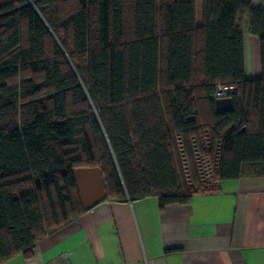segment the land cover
Here are the masks:
<instances>
[{
	"label": "trees",
	"instance_id": "trees-1",
	"mask_svg": "<svg viewBox=\"0 0 264 264\" xmlns=\"http://www.w3.org/2000/svg\"><path fill=\"white\" fill-rule=\"evenodd\" d=\"M252 2L0 0V264L85 212L76 169L99 168L106 199L163 210L208 191L181 170L191 143L217 181L264 166V7ZM245 31L259 39L256 80ZM217 85L237 92L221 116Z\"/></svg>",
	"mask_w": 264,
	"mask_h": 264
},
{
	"label": "crops",
	"instance_id": "crops-1",
	"mask_svg": "<svg viewBox=\"0 0 264 264\" xmlns=\"http://www.w3.org/2000/svg\"><path fill=\"white\" fill-rule=\"evenodd\" d=\"M242 42L244 77L259 79V39ZM216 185L163 210L155 197L106 199L3 264H264V166Z\"/></svg>",
	"mask_w": 264,
	"mask_h": 264
},
{
	"label": "water",
	"instance_id": "water-1",
	"mask_svg": "<svg viewBox=\"0 0 264 264\" xmlns=\"http://www.w3.org/2000/svg\"><path fill=\"white\" fill-rule=\"evenodd\" d=\"M215 113L225 115L233 110L231 98L215 100ZM77 196L83 211H87L107 198L102 172L99 168H79L73 172Z\"/></svg>",
	"mask_w": 264,
	"mask_h": 264
},
{
	"label": "rangeland",
	"instance_id": "rangeland-1",
	"mask_svg": "<svg viewBox=\"0 0 264 264\" xmlns=\"http://www.w3.org/2000/svg\"><path fill=\"white\" fill-rule=\"evenodd\" d=\"M190 150L192 153L191 155L192 160H190L188 156H184L183 154H180L181 158L179 161L182 165L181 170H184L183 174L186 178V181L188 182L187 185H190L189 176L187 173L195 172L198 175L200 184L203 183L206 188L209 189L212 188L213 185L216 183L215 163L208 156H204L203 154H200L192 143ZM203 171H204V175H202Z\"/></svg>",
	"mask_w": 264,
	"mask_h": 264
},
{
	"label": "built area",
	"instance_id": "built-area-1",
	"mask_svg": "<svg viewBox=\"0 0 264 264\" xmlns=\"http://www.w3.org/2000/svg\"><path fill=\"white\" fill-rule=\"evenodd\" d=\"M236 93V88L234 86H230V85H217L216 88H215V92L214 94L212 95V99H225V98H228L232 95H234ZM201 147L202 149L206 150L208 149V145H207V142H206V136L205 134H202V139H201ZM215 170H216V164H215ZM204 175V171H203V174ZM215 179H216V176H215ZM217 180H216V183L213 185L212 188H206L204 186L203 183H201L200 185L203 186V189L202 190H209V191H214L217 187Z\"/></svg>",
	"mask_w": 264,
	"mask_h": 264
}]
</instances>
